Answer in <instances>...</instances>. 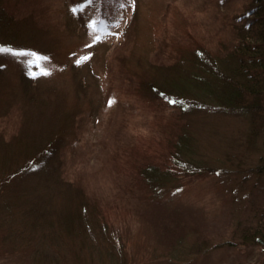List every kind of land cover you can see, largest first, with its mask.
Masks as SVG:
<instances>
[{
    "label": "rangeland",
    "instance_id": "374dc122",
    "mask_svg": "<svg viewBox=\"0 0 264 264\" xmlns=\"http://www.w3.org/2000/svg\"><path fill=\"white\" fill-rule=\"evenodd\" d=\"M223 2L0 0V264H264L242 242L264 205V128L153 89L244 30L251 1Z\"/></svg>",
    "mask_w": 264,
    "mask_h": 264
},
{
    "label": "trees",
    "instance_id": "16d2710c",
    "mask_svg": "<svg viewBox=\"0 0 264 264\" xmlns=\"http://www.w3.org/2000/svg\"><path fill=\"white\" fill-rule=\"evenodd\" d=\"M221 1L225 4L230 0ZM249 1L251 3H248L245 14H240L236 19L242 22L244 30L239 28L240 31H237L238 34L230 42L229 48L217 55L218 59L214 63L211 62V66L207 63L209 57L205 53L206 50L199 48L193 74L185 78L180 77L178 78L180 80L168 85L155 84L153 89L166 101L175 99L185 101L183 102L185 104L188 98L192 97L199 100L198 102L209 100L228 110L252 113L254 129L251 135L254 139L258 136L259 129L264 128V0ZM2 17L0 13V18ZM245 17L249 19L243 21ZM6 24L10 25L0 19V30L7 28ZM228 49H230L229 53H226ZM39 75H41L40 72L36 76ZM182 138L184 139V137L180 139ZM165 163L166 161L164 165ZM154 166L156 165L151 164L149 169H155ZM146 174L154 182L167 179V174H156L155 178H152L149 172ZM252 219L242 241L246 242L243 243L246 251H250L247 252L249 257L254 256L255 249L256 252L264 249V205L255 207ZM240 250L244 253V249ZM260 259L261 257L253 258L257 263L261 262Z\"/></svg>",
    "mask_w": 264,
    "mask_h": 264
},
{
    "label": "snow or ice",
    "instance_id": "6c2138e0",
    "mask_svg": "<svg viewBox=\"0 0 264 264\" xmlns=\"http://www.w3.org/2000/svg\"><path fill=\"white\" fill-rule=\"evenodd\" d=\"M72 11L75 13L77 11V9L76 8H73ZM90 26H91V28H92L93 31H97V32L103 31V32H105V34H110V33H107L106 32V29L108 27V23H107L106 18H104V17H101L99 21H92ZM100 39H101V36L100 35H96L94 37V42L95 41H98ZM0 52L13 53L14 50H12V49H5L3 47H0ZM14 54L16 56H18V57L19 56H27V57H29V59H27V61H26L27 64L39 63V61L41 59H45V60L47 59V57H43V58L42 57H39L36 53H29V52H24V51L15 52ZM86 59H88V57H82L80 60H77L76 63L79 64V63L82 62V60H86ZM29 74L32 75L33 77H35L37 75L36 73H32V72H29ZM43 74L46 75L47 73L45 72ZM170 102L175 103V101H170ZM108 103H109V105H111L113 103V101L112 100H109Z\"/></svg>",
    "mask_w": 264,
    "mask_h": 264
}]
</instances>
